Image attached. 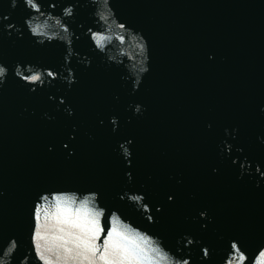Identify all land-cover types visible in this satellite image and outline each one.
<instances>
[{
  "label": "water",
  "instance_id": "95a60500",
  "mask_svg": "<svg viewBox=\"0 0 264 264\" xmlns=\"http://www.w3.org/2000/svg\"><path fill=\"white\" fill-rule=\"evenodd\" d=\"M96 3L102 29L84 0L63 21L74 33L66 64L65 43L39 44L30 35L23 0L15 7L0 0V62L8 68L0 88V264H107L99 252L112 227L123 232L118 221L96 240L94 262L61 247L74 237L60 230L65 225L53 227L52 214L55 197L70 190L98 192L101 206L162 237L191 264H241L240 253L243 264H264V0ZM109 3L126 25L111 19ZM64 6L44 0L54 15L41 11L30 27L62 38L56 15ZM89 27L105 53L94 49ZM17 63L58 78L30 91L14 75ZM125 192L142 194L150 211L120 199ZM41 193L48 194L37 201ZM9 238L18 244L14 254L2 247ZM233 240L239 253L229 252ZM141 246L153 264H164L151 241L141 238Z\"/></svg>",
  "mask_w": 264,
  "mask_h": 264
},
{
  "label": "clouds",
  "instance_id": "9594fccd",
  "mask_svg": "<svg viewBox=\"0 0 264 264\" xmlns=\"http://www.w3.org/2000/svg\"><path fill=\"white\" fill-rule=\"evenodd\" d=\"M44 0H23L25 6L30 10L32 13L29 17L25 18V25L30 33V35L35 39V41L39 44H44L45 42L51 43L53 40H58L60 42L65 43L66 45V55L64 57L65 63L69 62V57L74 54L73 48L71 47L72 43V36L74 33L72 29L65 24L63 21L64 19H70L75 14V3H78L79 0H63L65 6L61 9V13L56 15L60 18L63 23V37H47L46 35L42 34L41 29L30 27L32 18L36 16L41 11L45 14H52V12H45L42 7ZM49 6L51 8H55L56 4L62 2V0H47ZM85 3H89L95 5V9L92 15L95 17L94 23L99 25V30L104 27L102 21L98 18V11H97V3L96 0H84ZM17 4V0H11V6L15 7ZM109 13L111 19L114 22L122 23L118 20L115 16V10L111 8L110 3L108 5ZM7 17H5L6 19ZM126 25L125 23H122ZM13 25L9 24L6 27L11 28ZM94 29L89 27L85 34L89 36L92 45L96 51L100 53H105L104 45L102 44L103 37L97 36L96 32L93 31ZM97 30V32L99 31ZM129 31H132L128 28ZM139 36V34H137ZM79 38V37H77ZM143 40L144 44V67L142 73H146L148 71L146 61L148 59L147 53V42ZM211 58V57H210ZM107 59L110 60L107 56ZM87 63V62H86ZM33 70H38L41 72V75L33 74ZM14 75L19 78L24 83L32 85L30 91H34L36 86H43L46 79L50 82L51 80H55L58 78V73L49 69V68H40L39 66L34 65H25L21 66L17 63L14 67ZM27 72L28 74H25ZM8 75V68L0 62V88L3 87L4 83L6 82ZM69 83V85L75 82L74 73L72 70H68V76L64 77ZM140 80V78H139ZM136 85L134 86V88ZM63 100H61V103ZM140 110V106H136V111ZM113 123H115V117L111 118ZM131 141H129L130 143ZM123 144V143H122ZM123 156L126 160L130 156V150L128 147H125L123 150ZM235 162V161H234ZM130 163V161H129ZM215 171V169H214ZM259 172V167L256 169ZM128 177L129 181L131 180V173H125ZM264 176V173H261ZM71 196L64 197V196H56L55 197V209L56 211L52 214V219L55 220V224L53 227H57L59 225H65L66 227H62L60 230L63 232H67L68 235L71 234L74 238L77 236H88L93 237L97 240L101 234L105 230L106 225H111L113 221H118L119 225L122 227L123 232H118L115 227H112L108 232V237L114 236L115 239L113 241L112 246V254L110 259L107 261V264H153V261L149 259L148 255L145 253L144 249L141 246V238L151 241L153 246L154 252H162L164 253L166 259L164 264H191L190 257L180 258L173 254L169 249L164 246L162 237L153 235L148 231L141 229L140 227L135 226L129 219L124 218L119 210L112 209L110 212L109 210L101 206L100 204V197L99 193L96 191H86L83 193H79L75 190H70ZM52 193V192H51ZM48 193H41L38 197L39 201L42 197H44ZM127 198L129 203H132L138 211H141L142 214H147L150 211V206L147 203H144L145 197L140 193H128L125 192L124 194L120 195V199ZM172 198L169 197V200ZM37 203V202H36ZM35 203V204H36ZM159 210V208L157 209ZM201 217L205 216L204 212L200 213ZM146 219L149 223L154 222V218L151 215H146ZM78 230V231H73ZM98 233V235H95ZM107 240L105 241V243ZM187 245H191L193 240L191 237L187 238ZM104 243V244H105ZM9 246L13 248V253L15 249H17L18 244L15 238H9L7 244H3V249H7ZM235 248L236 251L239 253L241 247L239 243L235 240L230 241V251ZM204 258L209 257V250L207 247L202 248ZM24 259H27L25 257ZM239 260L241 264L245 260L243 253H240ZM20 264H24V260L20 261ZM99 264V261L96 262Z\"/></svg>",
  "mask_w": 264,
  "mask_h": 264
},
{
  "label": "snow or ice",
  "instance_id": "6c2138e0",
  "mask_svg": "<svg viewBox=\"0 0 264 264\" xmlns=\"http://www.w3.org/2000/svg\"><path fill=\"white\" fill-rule=\"evenodd\" d=\"M95 235H98L96 233ZM70 237H72L71 234H69ZM42 239L41 235L39 232H37V240L39 241ZM63 239V238H61ZM115 237L111 236L108 237L107 242L103 246V250L99 252V260L101 261H108L111 257L112 254V246H113V241ZM67 244H73L75 245L74 248L72 247H67ZM61 247L64 248L65 253L67 254H75L77 257H83L86 260L89 261H95V258L97 256V245H96V240L93 237H88V236H77L74 239L67 240L64 245H61Z\"/></svg>",
  "mask_w": 264,
  "mask_h": 264
}]
</instances>
